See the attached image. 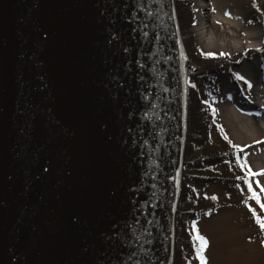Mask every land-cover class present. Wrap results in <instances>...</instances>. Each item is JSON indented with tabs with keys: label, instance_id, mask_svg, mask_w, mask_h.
<instances>
[{
	"label": "water",
	"instance_id": "obj_1",
	"mask_svg": "<svg viewBox=\"0 0 264 264\" xmlns=\"http://www.w3.org/2000/svg\"><path fill=\"white\" fill-rule=\"evenodd\" d=\"M176 28L173 0H0V264H171Z\"/></svg>",
	"mask_w": 264,
	"mask_h": 264
},
{
	"label": "rangeland",
	"instance_id": "obj_2",
	"mask_svg": "<svg viewBox=\"0 0 264 264\" xmlns=\"http://www.w3.org/2000/svg\"><path fill=\"white\" fill-rule=\"evenodd\" d=\"M204 1V2H203ZM191 4V21L189 28L180 29L182 41L195 39L205 53H228L237 56L229 69L232 75L237 73L244 76L251 83V88L243 81L242 86L234 82L233 78H227L220 84L218 99L213 103L212 110L215 120L223 126L232 143L243 149L249 168L253 173L264 170V90L262 84L264 75L256 78L257 70L264 69V27L253 26L250 20L258 13L251 5L250 0H201L205 4L203 11V24L207 37L214 43L223 39L231 40V46L223 49L214 43L208 46L198 35V23L200 13L197 12L198 0H189ZM228 3L231 15H225L221 9L211 12V4ZM201 14V15H202ZM230 19V23L225 18ZM214 44V45H213ZM184 45V44H183ZM185 49V47H184ZM186 52V51H185ZM191 59L186 52L185 66L187 77L191 70ZM251 70L248 75L242 71ZM196 79V76H194ZM235 91L237 98L231 107L241 110V122L232 121L227 115V104L224 95ZM249 102L258 103V108L249 106ZM252 115V121L246 122V117ZM257 119L258 122H257ZM260 121V122H259ZM262 127V128H261ZM245 128V131L241 129ZM186 131V125H185ZM259 141V143H258ZM200 153V152H199ZM257 181L264 186V174L256 175ZM243 210L222 208L213 216L204 217L198 222L186 223L181 234L187 230V236L191 237L189 244L176 231L173 237L172 250H180L189 264H200L196 249L198 241L196 233L204 236L208 244L203 251L206 264H264V245L256 235V229L245 221ZM189 213L185 214L188 222Z\"/></svg>",
	"mask_w": 264,
	"mask_h": 264
},
{
	"label": "trees",
	"instance_id": "obj_3",
	"mask_svg": "<svg viewBox=\"0 0 264 264\" xmlns=\"http://www.w3.org/2000/svg\"><path fill=\"white\" fill-rule=\"evenodd\" d=\"M188 1L175 0L182 31L189 28L191 21V4ZM250 3L259 13L250 20L251 24L264 27V0H250ZM184 44L193 62L188 78L187 133L175 211L176 231L189 244L191 237L187 236V230L184 235L181 234L186 223L198 222L229 207L243 210L245 221L256 229V235L264 241V231L249 210V205L262 219L264 209L251 198L247 182L250 181L253 189L260 193L261 203H264V192H260L257 186L256 175L248 172L249 164L242 148L232 143L223 126L215 120L212 110L220 84L227 78H234L229 69L237 56L205 55L191 37ZM187 213L190 214L188 222L185 218ZM183 257L185 255L176 250L173 264H189Z\"/></svg>",
	"mask_w": 264,
	"mask_h": 264
},
{
	"label": "bare ground",
	"instance_id": "obj_4",
	"mask_svg": "<svg viewBox=\"0 0 264 264\" xmlns=\"http://www.w3.org/2000/svg\"><path fill=\"white\" fill-rule=\"evenodd\" d=\"M204 2V1H203ZM201 2V0H198L197 4V12L200 13L199 15V23H198V30L197 33L199 36H201L202 40L210 46L212 43H214L210 38L207 37V33L204 30V24L202 23L203 21V11L204 8L206 7L205 4ZM211 12H215V10H222L224 12H229L231 10L230 5L228 3H218L211 4ZM214 9V10H213ZM202 14V15H201ZM225 21L227 23H230V19L228 17L225 18ZM174 38H175V52H176V57L178 59V62L180 64V79H181V110H180V126H181V144H180V154L181 152L183 153V146H184V135H185V124H186V77H187V70L185 66V60H186V54L185 50L182 44V40L180 39L179 35V30H174ZM218 48L223 49L226 47L231 46V40L229 39H223L222 41H216L214 43ZM213 44V45H214ZM251 70L245 69L242 71L244 74L248 75ZM264 75V69L257 70V74L255 77L261 78V76ZM262 90H264V79L262 81V84L259 86ZM235 98H237V94L235 91H230L229 93L224 95V101L227 104V115L229 118H231L232 121H237L241 122V110L237 109V107H231V105L234 103ZM249 106L252 108L257 109L258 108V103L256 102H249ZM252 115H249L246 117V122L250 123L252 121ZM259 119H257L258 122ZM260 122V121H259ZM262 128V127H261ZM242 131H245V128L241 129ZM183 142V144H182Z\"/></svg>",
	"mask_w": 264,
	"mask_h": 264
},
{
	"label": "snow or ice",
	"instance_id": "obj_5",
	"mask_svg": "<svg viewBox=\"0 0 264 264\" xmlns=\"http://www.w3.org/2000/svg\"><path fill=\"white\" fill-rule=\"evenodd\" d=\"M225 15H231V14L229 12H225ZM144 27H146V25ZM131 30L133 32H136L138 29L137 28H132ZM142 35L147 36L148 33L147 32H142ZM120 39H121V37L119 36V34L117 32H115V31H113L112 33H110L109 43H111L113 40H120ZM128 50L129 49L127 47H124L123 48V51L124 52H128ZM260 51H264V49H260ZM205 55L213 56L215 54L214 53H206ZM220 55L226 56V55H229V54L228 53H220ZM129 63H131V62H129ZM235 78L237 80L243 81L245 84H247V86L249 88H251V86H252L251 83L248 80H246V78L244 76H242L239 73H237L236 76H235ZM122 86L123 85L121 84V87ZM213 111H215V109H213ZM128 131L130 132L131 129H129ZM225 139H227V136H225ZM145 143H147V141H145ZM258 143H259V141H258ZM236 147H239V145H236ZM248 172L251 175L264 174V170H261L259 173H252L250 168L248 169ZM247 183H248V191L251 193V198L253 200H255L257 204L260 205L261 209H264V203H261V195H260V193H258L257 191H255L253 189L252 183L250 181L247 182ZM256 183H257V186L260 188V192H264V186H261L259 184V181H256ZM249 210L253 213V216L255 217L256 222L260 226V229L262 231H264V219H262L259 215H257L256 210L253 209L250 205H249ZM145 231H147V229H145ZM195 238L199 242L198 243V247L196 249V253H197V256H198V258L200 260V264H206V260H205V257L203 255V251H204L205 247L207 246L208 241H207V239L204 236L199 235L198 232L196 233V237ZM261 243L264 244V241H261Z\"/></svg>",
	"mask_w": 264,
	"mask_h": 264
}]
</instances>
